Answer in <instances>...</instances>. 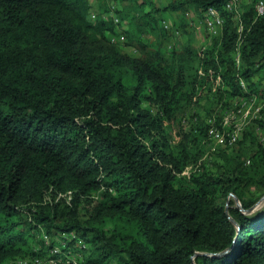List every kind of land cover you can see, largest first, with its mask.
Instances as JSON below:
<instances>
[{
    "label": "trees",
    "instance_id": "16d2710c",
    "mask_svg": "<svg viewBox=\"0 0 264 264\" xmlns=\"http://www.w3.org/2000/svg\"><path fill=\"white\" fill-rule=\"evenodd\" d=\"M90 1L0 0V264H53L56 247L82 264H264V208L250 213L264 197V109L218 173L185 176L194 156L165 124L212 91L214 116L192 117L189 146L219 109L264 103V0H241L239 16L229 0ZM210 8L221 31L200 49L176 42Z\"/></svg>",
    "mask_w": 264,
    "mask_h": 264
},
{
    "label": "rangeland",
    "instance_id": "374dc122",
    "mask_svg": "<svg viewBox=\"0 0 264 264\" xmlns=\"http://www.w3.org/2000/svg\"><path fill=\"white\" fill-rule=\"evenodd\" d=\"M243 1V11L250 7V0H247L246 3ZM95 2L94 4H96ZM241 7V8H242ZM205 14V13H202ZM176 20L175 23H181V20L177 17L175 19H172L171 21ZM202 16L196 15L194 13H190V15L187 17V24L190 25L188 28L189 29L188 33H185L184 36H180L178 33H176L177 37H180L181 39H176V42H186L188 39H191L194 43L195 48L200 49L201 47L205 46L208 44V42L211 41V36L209 33L206 31L205 27L203 26V23L201 22ZM169 21V25H173ZM128 20H125L124 25L126 26H120L117 28L118 33H122L125 31L127 28ZM193 25V26H191ZM129 26V25H128ZM120 48L122 49L123 52L131 55H137L136 50L128 45H120ZM239 60V57H238ZM212 91L207 90L206 92V97L205 100H201L199 105L194 106L192 111L187 112L186 116L183 117L182 121H176L175 119L172 121H167L166 127L169 131V134L171 135V146L172 148H176L177 145L181 144V147L176 148L175 151L176 153H182L183 150L189 154V158L194 156L192 162L189 164V166L186 169L185 176H189L191 173H195L197 170H201V173L204 171H207L206 168L214 173H218L221 171H224L226 169L225 167V158L226 155H234L237 152L238 146L234 147H228L226 146V142L222 143L218 141L217 138H212L208 136L206 141H200L197 143H191L189 146V140L184 137V133L190 130L191 128V122L196 123V118L199 117L200 119H207L209 120L214 116V114H211L210 116L207 114L210 108V100L212 97ZM264 109V103H258L254 102L252 100H237L234 103H230L228 107L223 109H219L216 111L218 113V118H220V121L217 122V129L223 138L228 141V138L235 134L238 130L242 131L241 134L238 133L239 135V140L241 143H243L246 147L248 145V141H241L243 136V132L245 131L246 126L253 121L255 118H260V112L262 109ZM213 115V116H212ZM213 118L218 119V118ZM192 120V121H191ZM236 135V134H235ZM256 135L259 136L260 140H262L264 144V130H261L260 128L256 129ZM239 140L236 142V144L239 142ZM196 161V162H195ZM255 197V193H253ZM51 198V197H49ZM58 201L56 198L53 199ZM231 200L235 202L234 206L240 207L241 204L239 202H236L234 198L231 197ZM86 203L83 202L80 207L81 211V217L86 218L84 215V210ZM264 208V197L258 201L255 206L253 207V210L250 211V213H256L260 211L261 209ZM76 249L75 253L71 255H67L63 259L61 258L63 264H82L84 263V260L81 259V256L79 252ZM87 255V254H86ZM42 262L43 264H47L46 262L49 260V254L44 253L42 255ZM3 264H32V258L29 256H24V257H16L11 260L6 261Z\"/></svg>",
    "mask_w": 264,
    "mask_h": 264
},
{
    "label": "built area",
    "instance_id": "2783aa9c",
    "mask_svg": "<svg viewBox=\"0 0 264 264\" xmlns=\"http://www.w3.org/2000/svg\"><path fill=\"white\" fill-rule=\"evenodd\" d=\"M96 1L97 0H91L90 1L91 6L95 5L94 3ZM240 2H241V0H229L227 3V6H226L227 10L234 11L239 16V14H240ZM113 11H114V8L112 7L110 9V15L113 17L115 25L119 26L121 22L115 16ZM256 11H257L259 16L264 14V3L262 1L257 4ZM90 19L92 21L97 19V12H95L94 9L90 12ZM201 22L203 23V26L209 32L210 35H217L221 31L223 24H224V21L221 17V14L214 8H210L209 10L206 11V13L204 14V20H202ZM163 25L166 29L170 28V25L168 22H163ZM125 40H126L125 36L121 33H118V35H116L115 37L112 38V42H114V43H123V42H125ZM238 133L241 134V131L238 130L235 133L236 135L235 134L231 135L228 138V141H226L225 138L220 136L217 127H212L209 130V136L210 137L217 138L218 141H220L222 143L226 142V146H232V145L236 144V142L239 140ZM59 197H62V195H59ZM46 200H50V199L47 198ZM46 244H50L48 239H46ZM62 245H63V247H65L64 242H62ZM50 253H51V255L53 254L55 256V258H51L52 259L51 263H53V264H63V263H59V262H62L61 258L66 259L65 257L67 255H70V254H67L66 256L63 255V253L60 251L59 247L52 248ZM34 261L36 263H41V260L38 258H35Z\"/></svg>",
    "mask_w": 264,
    "mask_h": 264
},
{
    "label": "water",
    "instance_id": "95a60500",
    "mask_svg": "<svg viewBox=\"0 0 264 264\" xmlns=\"http://www.w3.org/2000/svg\"><path fill=\"white\" fill-rule=\"evenodd\" d=\"M236 199V198H235ZM236 202H238V200L236 199ZM195 264V263H194Z\"/></svg>",
    "mask_w": 264,
    "mask_h": 264
}]
</instances>
